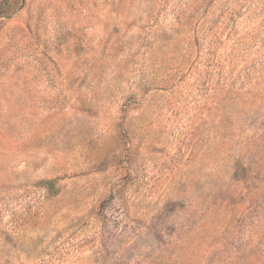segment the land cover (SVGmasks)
Here are the masks:
<instances>
[{
	"label": "rangeland",
	"instance_id": "1",
	"mask_svg": "<svg viewBox=\"0 0 264 264\" xmlns=\"http://www.w3.org/2000/svg\"><path fill=\"white\" fill-rule=\"evenodd\" d=\"M0 264H264V0H0Z\"/></svg>",
	"mask_w": 264,
	"mask_h": 264
}]
</instances>
